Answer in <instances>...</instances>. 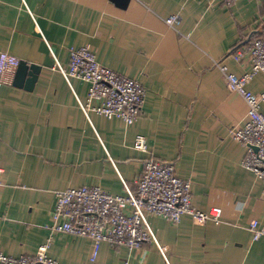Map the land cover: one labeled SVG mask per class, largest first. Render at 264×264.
Here are the masks:
<instances>
[{"label":"crops","instance_id":"0c3cea01","mask_svg":"<svg viewBox=\"0 0 264 264\" xmlns=\"http://www.w3.org/2000/svg\"><path fill=\"white\" fill-rule=\"evenodd\" d=\"M170 15L176 29L164 21ZM263 19L262 0H0V52L39 67L31 91L0 85V253L34 255L50 237L48 255L61 264H264V235L252 242L248 229L253 220L264 229V188L229 133L244 123V103L212 63L242 75L248 59L231 53L263 34ZM83 46L145 87L132 126L80 108L88 84L60 68ZM248 88L263 90L264 72ZM136 135L149 153L133 149ZM151 155L174 162L192 182L193 206L220 208L222 222L149 215L158 246L139 250L51 233L56 191L88 185L123 194Z\"/></svg>","mask_w":264,"mask_h":264},{"label":"built area","instance_id":"2783aa9c","mask_svg":"<svg viewBox=\"0 0 264 264\" xmlns=\"http://www.w3.org/2000/svg\"><path fill=\"white\" fill-rule=\"evenodd\" d=\"M205 1L209 5L221 3L228 7L236 0ZM164 21L176 29L179 18L170 15ZM69 55V67L66 70L60 68L61 72L67 79L74 78L88 84L85 101L79 103L80 108L86 114L94 112L107 119H121L125 125L132 126L141 116L147 94L145 87L139 81L101 65L89 46L72 48ZM231 56L239 62L248 59L249 68L242 75L232 73L223 60L212 62L213 67L220 71L226 88L238 94L244 103L245 121L231 127L229 133L245 148L242 166L260 179L264 188V89L253 92L248 88L255 75L264 72V32L248 44L237 47ZM19 62L17 57L0 52V85H13ZM132 147L149 153L142 135L135 136ZM191 187L190 179L177 174L174 162L158 160L151 155L134 180V187H126L123 194H112L99 186L88 185L56 191L51 233L139 250L147 242L158 246L147 221L149 215L171 224H178L184 215L198 221L221 223L220 208L202 211L193 206ZM248 229L252 242L264 235V229L257 220L251 221ZM50 239L39 246L34 255L13 257L0 253V264H61L48 255ZM95 256L94 251L91 261Z\"/></svg>","mask_w":264,"mask_h":264},{"label":"water","instance_id":"95a60500","mask_svg":"<svg viewBox=\"0 0 264 264\" xmlns=\"http://www.w3.org/2000/svg\"><path fill=\"white\" fill-rule=\"evenodd\" d=\"M117 5L125 7L129 0H113ZM264 5V0H262ZM39 73V67L34 65H27V63L20 61L15 77L13 80V85L15 87L24 88L28 91L33 89L37 75Z\"/></svg>","mask_w":264,"mask_h":264}]
</instances>
